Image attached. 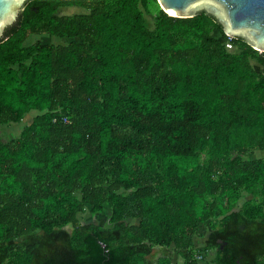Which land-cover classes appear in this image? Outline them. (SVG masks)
<instances>
[{
    "label": "trees",
    "instance_id": "trees-1",
    "mask_svg": "<svg viewBox=\"0 0 264 264\" xmlns=\"http://www.w3.org/2000/svg\"><path fill=\"white\" fill-rule=\"evenodd\" d=\"M5 36L0 264H264V51L157 0H27Z\"/></svg>",
    "mask_w": 264,
    "mask_h": 264
},
{
    "label": "water",
    "instance_id": "water-1",
    "mask_svg": "<svg viewBox=\"0 0 264 264\" xmlns=\"http://www.w3.org/2000/svg\"><path fill=\"white\" fill-rule=\"evenodd\" d=\"M27 0H0V40L19 17ZM160 8L174 17H193L207 11L230 37L247 40L264 51V0H157ZM220 241V240H219Z\"/></svg>",
    "mask_w": 264,
    "mask_h": 264
},
{
    "label": "rangeland",
    "instance_id": "rangeland-1",
    "mask_svg": "<svg viewBox=\"0 0 264 264\" xmlns=\"http://www.w3.org/2000/svg\"><path fill=\"white\" fill-rule=\"evenodd\" d=\"M78 10L79 9L77 7H68L67 9H65V12H72L73 13V12H77ZM36 39H40L44 43H59V42H63L64 41L63 39H60V38H57V37H53L51 35L34 36V37H31L29 39V41L33 42ZM257 67H258V65H257ZM262 72L264 73V70ZM31 117H32V115H30V114L27 115L26 120L24 119L23 123H25L26 121H30ZM21 125L22 124L11 125V126H9L7 128H4L2 130V132L5 133V136H7L8 138H12V137L16 136L19 133ZM259 156H264V151L263 152L258 151L254 155V157H259ZM248 197H250V195ZM106 220H107L106 215H103L101 213H90V212H87L86 214H83V216H81V221L82 222H84V221H88V222L95 221L97 223L103 224V223H105ZM202 230H204V229H202ZM204 232H205V230H204ZM202 240L203 239L199 238V239H197L196 242L199 243V241H202ZM198 243H197V245H199Z\"/></svg>",
    "mask_w": 264,
    "mask_h": 264
},
{
    "label": "crops",
    "instance_id": "crops-1",
    "mask_svg": "<svg viewBox=\"0 0 264 264\" xmlns=\"http://www.w3.org/2000/svg\"><path fill=\"white\" fill-rule=\"evenodd\" d=\"M171 255V259L176 262V261H179L180 257L179 255L176 253V252H173L170 254Z\"/></svg>",
    "mask_w": 264,
    "mask_h": 264
},
{
    "label": "flooded vegetation",
    "instance_id": "flooded-vegetation-1",
    "mask_svg": "<svg viewBox=\"0 0 264 264\" xmlns=\"http://www.w3.org/2000/svg\"><path fill=\"white\" fill-rule=\"evenodd\" d=\"M214 252H216V249L215 250H213ZM213 257V254H211V256L209 255L208 256V258L205 260L206 261V264H213L212 262H211V258Z\"/></svg>",
    "mask_w": 264,
    "mask_h": 264
},
{
    "label": "built area",
    "instance_id": "built-area-1",
    "mask_svg": "<svg viewBox=\"0 0 264 264\" xmlns=\"http://www.w3.org/2000/svg\"><path fill=\"white\" fill-rule=\"evenodd\" d=\"M196 258L201 260L203 258V256H202V254H198V255H196Z\"/></svg>",
    "mask_w": 264,
    "mask_h": 264
},
{
    "label": "bare ground",
    "instance_id": "bare-ground-1",
    "mask_svg": "<svg viewBox=\"0 0 264 264\" xmlns=\"http://www.w3.org/2000/svg\"><path fill=\"white\" fill-rule=\"evenodd\" d=\"M25 243V242H24ZM220 255V254H219Z\"/></svg>",
    "mask_w": 264,
    "mask_h": 264
}]
</instances>
